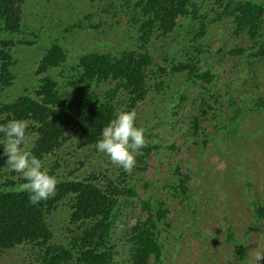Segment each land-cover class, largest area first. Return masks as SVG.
Returning a JSON list of instances; mask_svg holds the SVG:
<instances>
[{
  "label": "rangeland",
  "instance_id": "374dc122",
  "mask_svg": "<svg viewBox=\"0 0 264 264\" xmlns=\"http://www.w3.org/2000/svg\"><path fill=\"white\" fill-rule=\"evenodd\" d=\"M252 1L264 4V0ZM120 3L25 0L19 31L1 35L15 44L11 48L12 80L0 90V102L33 95L44 75L67 86L82 54H118L134 49L133 11ZM85 14L90 15L89 19H83L80 28L74 27L73 22ZM179 21L183 24L165 37L153 36L147 45L153 71L157 66L165 70L147 77L149 90L134 109L138 125L146 129L147 146L155 147L149 152L144 170H134L131 185L137 197L127 205L122 222L117 223L116 260L124 264L128 258L123 229L144 215L141 200L148 197L153 207L162 201L166 208L167 224L158 225L167 264H254L256 252L264 250V218L253 220L254 205L264 201V56L230 52L250 45L246 34L232 33L230 16L209 25L195 41L192 31L197 22L188 23L184 18ZM259 40L264 45V24ZM51 42L61 44L66 60L59 67L38 73V62ZM165 58L174 63L194 61L197 72L208 71L212 79L207 83L186 72L169 74ZM111 86L101 83L96 90L102 93ZM203 100L208 104L203 105ZM194 116L199 118L198 131L191 127ZM68 135L56 152L43 158L48 171L58 164L53 168L57 180L84 177L92 171L105 177L117 174V166L106 156L91 146H78L76 133L69 131ZM32 141V137L26 139L29 151ZM4 166L5 160L0 159V184L6 178L13 186L22 183L18 174ZM175 167L189 178L187 196L173 190L177 183ZM66 213L68 208L59 206L48 220L54 241L66 235ZM29 255L24 245L0 250V264H23L31 261ZM259 264H264V259Z\"/></svg>",
  "mask_w": 264,
  "mask_h": 264
},
{
  "label": "trees",
  "instance_id": "16d2710c",
  "mask_svg": "<svg viewBox=\"0 0 264 264\" xmlns=\"http://www.w3.org/2000/svg\"><path fill=\"white\" fill-rule=\"evenodd\" d=\"M202 1L121 0L122 8L133 11L131 21L136 29V47L118 54L92 51L80 55L73 67L75 73L68 77L64 87L51 76L44 75L33 95H20L0 102V123L24 119L27 122L26 139L33 138L30 151L42 160L69 139V131L78 135V146L94 148L100 129L113 114L117 110L134 109L149 90L147 77L165 70L157 66L153 71L147 45L153 36L165 37L183 24L179 21L181 18L188 19V23L197 22L192 31V41H195L204 35L209 25L230 16L232 33L236 36L244 33L250 41L247 47L230 52L264 56V45L259 40L264 24V4L252 0H209L207 4ZM24 2L0 0V90L9 86L12 80L11 48L15 44L1 35L19 31ZM89 17L85 14L72 25L80 28L82 20ZM66 57L61 44L51 42L38 62V73L61 66ZM165 60L169 74L186 72L207 83L212 79L208 71L197 72L194 61L174 63L169 58ZM101 83L112 86L101 93L96 90ZM155 84L158 86L157 82ZM205 102L203 100L202 104L207 105ZM200 112L205 110L200 109ZM235 112L237 116V110ZM191 127L199 130L198 117L192 118ZM153 147L148 145L142 149L131 173L117 167L114 176L105 177L92 171L84 177L58 180L55 194L37 206L28 203L27 193L12 190L13 182L6 178L0 184V250L27 246L32 259L22 261L23 264H119L116 260L118 238L114 232L117 223L127 214V205L137 197L131 185L134 172L144 170ZM57 166V163L51 165V175ZM174 177L177 183L173 190L187 196L188 176L175 167ZM155 203L153 207L148 197L141 200L144 215L123 229L122 238L129 249L124 264H167L163 260L158 225L167 224L164 221L166 208L162 201ZM62 205L69 210L63 217L67 222L66 235L62 240L54 241L48 220ZM261 218H264V201L254 205V222ZM242 249L243 245L239 250L241 256L244 255Z\"/></svg>",
  "mask_w": 264,
  "mask_h": 264
},
{
  "label": "clouds",
  "instance_id": "9594fccd",
  "mask_svg": "<svg viewBox=\"0 0 264 264\" xmlns=\"http://www.w3.org/2000/svg\"><path fill=\"white\" fill-rule=\"evenodd\" d=\"M135 109L117 110L100 129L94 148L125 173H131L136 157L147 146L146 129L138 125ZM27 122L24 119H9L0 123V159L4 168L14 172L22 183L12 190L27 193L31 206H37L55 194L58 180L44 167L43 160L27 149ZM264 259V250L257 251L254 264Z\"/></svg>",
  "mask_w": 264,
  "mask_h": 264
}]
</instances>
